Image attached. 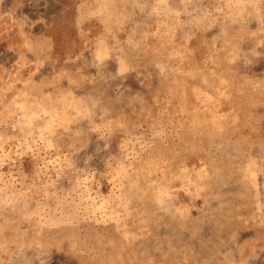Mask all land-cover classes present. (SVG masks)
<instances>
[{
    "label": "rangeland",
    "instance_id": "rangeland-1",
    "mask_svg": "<svg viewBox=\"0 0 264 264\" xmlns=\"http://www.w3.org/2000/svg\"><path fill=\"white\" fill-rule=\"evenodd\" d=\"M0 264H264V0H0Z\"/></svg>",
    "mask_w": 264,
    "mask_h": 264
}]
</instances>
